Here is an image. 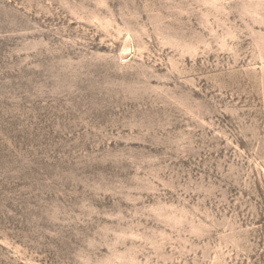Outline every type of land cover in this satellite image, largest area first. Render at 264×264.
Here are the masks:
<instances>
[{"label": "rangeland", "instance_id": "rangeland-1", "mask_svg": "<svg viewBox=\"0 0 264 264\" xmlns=\"http://www.w3.org/2000/svg\"><path fill=\"white\" fill-rule=\"evenodd\" d=\"M0 264H264V0H0Z\"/></svg>", "mask_w": 264, "mask_h": 264}]
</instances>
